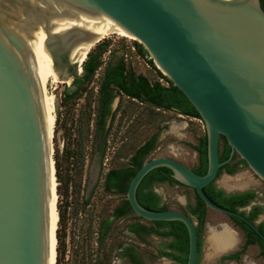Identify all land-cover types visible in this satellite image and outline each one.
<instances>
[{
	"label": "water",
	"instance_id": "obj_1",
	"mask_svg": "<svg viewBox=\"0 0 264 264\" xmlns=\"http://www.w3.org/2000/svg\"><path fill=\"white\" fill-rule=\"evenodd\" d=\"M109 30L125 31L144 46L198 111L207 136L204 174L169 156L142 164L127 190L134 212L147 220L183 222L189 236L187 264H197L195 219L178 209H147L137 198L143 178L167 167L208 207L242 220L264 242L256 222L215 204L204 192L211 182L217 184L220 168L235 154L264 181L260 0H0V264H49L50 257L54 130L50 136L29 38L35 35L42 43L56 78L69 72L75 78L83 72L82 54L87 57ZM221 136L231 149L225 160L219 155Z\"/></svg>",
	"mask_w": 264,
	"mask_h": 264
},
{
	"label": "rangeland",
	"instance_id": "obj_2",
	"mask_svg": "<svg viewBox=\"0 0 264 264\" xmlns=\"http://www.w3.org/2000/svg\"><path fill=\"white\" fill-rule=\"evenodd\" d=\"M102 40H109L111 50L124 51L130 68L147 75L150 79L158 78V72L133 48L135 42H138L133 37L113 32ZM108 55L109 51L105 55V61ZM101 72L102 69L88 85L87 94L78 99L63 98L64 90L73 82L71 72L61 76L59 82L50 80L48 83L49 92L54 94L58 107L52 138L53 159L55 167L58 160L59 174L62 178V181L57 178L61 191V194L58 192V206H61L66 214L64 225L66 253L60 264H102L103 260L110 264H131L127 259L118 256L116 246L119 242L136 243L144 264H176L175 261L159 255L158 246L163 241L162 238L150 235L147 237L148 242L141 243L135 235L125 230L131 216L129 219L116 220L105 244L98 246L96 228L100 219L110 214L114 206L124 198L123 194H109L104 191V174L111 167L126 165L135 148L156 132H160V135L155 149L147 160L157 156H169L195 167L198 164V155L187 143H198L199 138L205 133L203 121L173 110L155 109L123 97L112 122L105 156L101 160L93 148V120L89 123V129L86 124L87 97L96 94ZM118 102L119 98L114 104L115 107ZM79 142L82 144L79 145ZM79 148H82L84 153L82 172H79V161L76 156L70 157L69 154L71 149ZM77 152L78 156L79 151ZM236 159H240V156L237 155ZM72 160L74 165L71 164ZM90 180L93 181L92 184ZM217 184L225 186L231 192L255 189L258 198L254 203L264 206V181L247 164L242 165V168L233 175L228 176L223 172L217 179ZM155 189L168 202L170 209L179 210L181 206L194 202V192L190 188L161 183L156 184ZM90 192L91 200L88 205H84L83 198ZM208 218L199 264H264L258 245H251L240 261L227 260L221 263L222 255L237 250L243 244L244 235L221 212L210 211ZM263 218L264 214L260 216L259 221ZM222 223H227L234 229L238 240L234 247L227 242L225 250H220L218 244L209 240L210 227L220 230ZM58 227H61L60 211Z\"/></svg>",
	"mask_w": 264,
	"mask_h": 264
},
{
	"label": "trees",
	"instance_id": "obj_3",
	"mask_svg": "<svg viewBox=\"0 0 264 264\" xmlns=\"http://www.w3.org/2000/svg\"><path fill=\"white\" fill-rule=\"evenodd\" d=\"M260 1L264 9V0ZM109 45V40H102L89 51L82 64L83 72L75 77L71 86L66 87L63 96L65 100H70L78 99L87 94L88 85L93 81L97 73H99V70L102 69L97 92L95 95H88L86 102L88 107L87 129H89L90 121L93 120V148L101 160H103L108 147V136L110 135L112 122L117 111L113 110L112 104L117 96L121 98L120 103L123 97H127L131 101H137L141 104L154 107L155 109L173 110L188 117L201 119L200 114L183 92L156 67L149 53L141 43L135 42L134 46L136 51L145 57L148 63L158 72L157 79H150L147 75L141 72L138 73L130 68L126 62V53L124 51L111 50ZM108 51L109 55L105 61L104 56ZM159 135L160 132H156L139 144L134 152L130 154L129 162L126 165L111 167L105 172L103 180L104 191L109 194H123L124 198L114 206L110 214L100 219L98 227L96 228L97 244L98 246L105 244L116 220L129 219V216H131L129 222L125 225V230L135 235L141 243L148 242L147 237L150 235L162 238L163 241L158 246L159 255L175 261L176 264H187L189 236L185 224L179 220L160 221L144 219L134 212L127 199L129 184L137 170L155 149ZM80 142L79 145L82 144ZM187 144L198 155V164L191 168L197 173H206L208 167L206 132L199 138L197 144L190 142ZM230 150L226 138L221 136L219 143L220 159H227ZM77 151H79L78 156ZM69 154L70 157L76 156V159L79 161V172H82L84 165L82 148L78 150L71 149ZM237 155L235 154L230 162L220 168L216 179L223 172L235 174L242 168V165L246 164L242 158L237 160ZM73 163L72 160L71 164L74 165ZM56 169L57 178L59 181H62L59 174L58 160H56ZM161 183L180 185L190 188L194 192V202L187 203L184 207L181 206L179 210L188 213L197 222L196 227L199 244L197 264H199L203 235L206 230L210 211L214 210L208 207L194 188L176 181L172 176V170L167 167L153 169L140 182L137 189V198L145 208L150 210L170 209L168 202L155 189V185ZM58 192L61 194L60 186H58ZM204 192L215 204L233 211H240L251 221L256 222L264 234V218L259 221L260 216L264 214V206L258 203L252 204L258 198L257 190L246 189L229 193L218 187L216 182L213 181L204 187ZM91 197L92 192L84 196V205L89 204ZM249 205L251 207L247 210L246 208ZM58 210L60 211L61 227L57 228V264H60L61 259H64L66 253V234L64 229L66 214L61 209V206H58ZM225 215L234 227H238L242 231L244 242L237 250L222 255L221 263L227 260L240 261L251 245H258L260 247V255L264 258V242L260 236L242 220L232 215ZM116 247L119 257L127 259L131 264H144L140 259L138 245L136 243L119 242ZM101 263L110 264L106 260H103Z\"/></svg>",
	"mask_w": 264,
	"mask_h": 264
},
{
	"label": "bare ground",
	"instance_id": "obj_4",
	"mask_svg": "<svg viewBox=\"0 0 264 264\" xmlns=\"http://www.w3.org/2000/svg\"><path fill=\"white\" fill-rule=\"evenodd\" d=\"M117 32L121 35L133 37L125 31L121 30H109L102 32L104 37L107 35ZM134 38V37H133ZM135 39V38H134ZM30 40V46L33 54V66L35 68L43 95V103L46 112V120L49 129V135H52L54 125L56 122L55 115V96L49 92L48 83L59 82L60 77L56 78L44 52L43 45L39 39L34 35ZM83 60L86 58L85 52L82 54ZM82 60V62H83ZM68 81V80H67ZM58 182L56 176H54V168L52 170V195L49 207V222H50V257L49 264H57V228L59 222V211H58ZM209 240L218 244L220 250H225L224 246L227 242L231 243L234 247L238 243L235 231L227 224L222 225V229L216 230L214 227H210Z\"/></svg>",
	"mask_w": 264,
	"mask_h": 264
},
{
	"label": "flooded vegetation",
	"instance_id": "obj_5",
	"mask_svg": "<svg viewBox=\"0 0 264 264\" xmlns=\"http://www.w3.org/2000/svg\"><path fill=\"white\" fill-rule=\"evenodd\" d=\"M133 48L136 50L135 46H133ZM104 58H105V56H104ZM61 60H65L66 63H67V61H68V56H67L66 54H63V55L61 56ZM71 70H72V69H71ZM138 73H140V72H138ZM74 79H75V78H73V81H74ZM72 84H73V82H72ZM97 89H98V87H97ZM118 98H119V102H118V105L115 107L114 104H115V102H116V100H117ZM120 101H121L120 96H117L116 99L114 100L113 104H112V108H113V110H118V109H119ZM116 112H117V111H116ZM97 156H99L98 153H97ZM99 158H100V157H99ZM230 261H235V260H230Z\"/></svg>",
	"mask_w": 264,
	"mask_h": 264
},
{
	"label": "crops",
	"instance_id": "obj_6",
	"mask_svg": "<svg viewBox=\"0 0 264 264\" xmlns=\"http://www.w3.org/2000/svg\"><path fill=\"white\" fill-rule=\"evenodd\" d=\"M228 176H230V175H233V174H228V173H226ZM222 187H224V188H226L225 186H222Z\"/></svg>",
	"mask_w": 264,
	"mask_h": 264
}]
</instances>
